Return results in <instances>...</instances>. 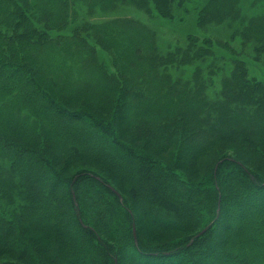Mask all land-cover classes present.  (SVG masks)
Listing matches in <instances>:
<instances>
[{
	"label": "trees",
	"instance_id": "1",
	"mask_svg": "<svg viewBox=\"0 0 264 264\" xmlns=\"http://www.w3.org/2000/svg\"><path fill=\"white\" fill-rule=\"evenodd\" d=\"M126 1L146 0H0V264H264V163L220 156L192 177L159 155L221 143L264 154V12L224 54L198 35L166 47L132 16L77 22L79 2L105 14ZM153 1L174 16L172 0ZM202 8L218 22L242 11L237 0ZM209 54L193 80L182 74ZM142 215L180 235L152 240Z\"/></svg>",
	"mask_w": 264,
	"mask_h": 264
},
{
	"label": "rangeland",
	"instance_id": "2",
	"mask_svg": "<svg viewBox=\"0 0 264 264\" xmlns=\"http://www.w3.org/2000/svg\"><path fill=\"white\" fill-rule=\"evenodd\" d=\"M136 1L140 2L142 0ZM207 1L209 0H172V13L174 14V16L171 18L162 16L158 10V5H156L155 1L153 0H146L145 6H140L135 1H126L125 3L117 5L115 8L109 10L105 14H101L100 12L89 13V11L86 9L85 4L83 2H79L77 10L80 12V20H78L77 22L80 23L83 19L90 21H100L102 19L109 18L112 16H132L135 17L137 20L150 21L151 23H153L155 28L159 29L162 35L161 37L163 39V43L164 45H166V47L185 45L184 43L188 39V37L198 35L201 36V38H209L214 44V47L216 48L217 52H221L222 54H224L227 53L226 49L223 47L226 38H228L229 35H240L251 19L259 16L262 12H264V0H237L240 2V6L242 9V11L240 12V17L233 18L229 21L224 20L222 22L213 20L212 17H207L205 20H201L200 14L203 9L202 7ZM77 26L78 24H73L64 33L72 34L73 29ZM88 41L91 45L95 47L97 44L96 49L97 54L99 56V60L107 64V69L110 72H114L116 67L111 52L108 51L106 48L102 47L101 44L94 42L93 38H89ZM214 56L215 54H209L207 60L204 62L193 60V62L183 68L182 74L187 75V77L193 80V70L197 66H201L204 69L209 68L212 63L210 62V60L214 59ZM230 63L231 66L236 67L234 63ZM256 64L257 65H254V67L256 68L254 70L258 71V69H260V62L257 60ZM257 141L258 143H264V137L258 138ZM131 142L136 146H145L150 151L155 150L157 148L155 146H158V148H160V146L162 147L160 143L151 142L145 144L144 142H141L139 140ZM263 148L264 147H262V149ZM175 150L176 148H167V150H164V152H159V155H161L163 159L167 160L173 165L178 166L183 170L185 174L192 177L202 176L220 156H240V158H243V160L251 167H255L264 163V154L259 146H257L255 153H250V160L248 159L249 154H247L242 147L223 143L219 144L215 149L211 150L209 153L206 152L207 154L205 153L200 157L185 158L180 156L181 154H179V161L177 159L178 153L175 152ZM89 166L105 175H109L107 172L103 171L100 166ZM127 195L128 197H131L129 193H127ZM141 218L142 233L149 238H153L152 240H156L158 238L162 240H168L173 236L180 235V233L177 231H171L166 228L163 229L159 226H156L155 224L147 222L146 219H144L143 215ZM229 220L230 218L223 219L221 222L223 230H218L224 231L226 226L229 227ZM1 259L8 258L3 257ZM131 262L132 260L130 258L127 263Z\"/></svg>",
	"mask_w": 264,
	"mask_h": 264
},
{
	"label": "water",
	"instance_id": "3",
	"mask_svg": "<svg viewBox=\"0 0 264 264\" xmlns=\"http://www.w3.org/2000/svg\"><path fill=\"white\" fill-rule=\"evenodd\" d=\"M113 189H114V188H113ZM116 191H117V190H116ZM117 193H118V195H120V193H119L118 191H117ZM205 230H206V229L202 230V231L200 232V234L203 233ZM133 232H134L135 239L137 240V229H136V226H134V230H133Z\"/></svg>",
	"mask_w": 264,
	"mask_h": 264
}]
</instances>
